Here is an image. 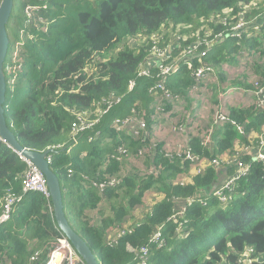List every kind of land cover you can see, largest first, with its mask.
<instances>
[{
    "label": "trees",
    "instance_id": "1",
    "mask_svg": "<svg viewBox=\"0 0 264 264\" xmlns=\"http://www.w3.org/2000/svg\"><path fill=\"white\" fill-rule=\"evenodd\" d=\"M7 29L8 126L54 149L69 222L102 264H264V107L222 96L264 97V66L240 67L264 57V0H15ZM235 161L250 172L225 202ZM27 170L0 139V264H45L63 234Z\"/></svg>",
    "mask_w": 264,
    "mask_h": 264
},
{
    "label": "water",
    "instance_id": "2",
    "mask_svg": "<svg viewBox=\"0 0 264 264\" xmlns=\"http://www.w3.org/2000/svg\"><path fill=\"white\" fill-rule=\"evenodd\" d=\"M15 0H2L0 4V139L14 149L25 161L32 162L44 174L54 206V217L61 232L69 239L77 252L87 264H102L95 252L86 241L83 234L78 232L67 217L66 202L58 175L51 169L49 158L55 152L53 148L36 151L26 148L19 142L16 134L9 128L5 108L7 94V75L5 64L10 49V36L7 25L10 21ZM64 150V148H63ZM226 170V168H222Z\"/></svg>",
    "mask_w": 264,
    "mask_h": 264
},
{
    "label": "built area",
    "instance_id": "3",
    "mask_svg": "<svg viewBox=\"0 0 264 264\" xmlns=\"http://www.w3.org/2000/svg\"><path fill=\"white\" fill-rule=\"evenodd\" d=\"M245 30V24L241 23L240 25H238L236 27V32L238 33H242ZM248 36H252V33L247 32ZM244 59L241 61V66H243L247 60L252 61V55L246 51L243 55ZM170 70H168L167 72H169ZM201 72H204V70L202 69ZM235 72H238L237 74H239V70H235ZM206 75V84L208 86V83H210V80H208L207 78L210 76L208 72H205ZM257 84V83H256ZM134 85V84H133ZM233 88L229 89L228 92L223 93L222 96L225 95H233L235 94L238 97V100H246L249 102H252L253 98L256 97L257 99L260 100V105L262 107H264V97L261 98V92L263 91H250L248 89H244L241 88L239 90H232ZM169 97V95H167ZM222 119L226 118L224 115L220 116ZM131 122V123H130ZM130 123V127H133V130L137 131L138 129V124H136L137 122L135 120H131V119H127V125ZM142 125H144V123H141ZM184 144H187V141L181 138L179 140L178 146L182 147ZM264 140H262L261 142V146L260 148L256 151V157L254 159H258V160H264ZM244 153H246V151H244ZM193 158V156L191 157ZM218 161V160H217ZM215 160V163L217 164V162ZM28 163V170L26 172V178L24 180V191L25 192H29V191H39L42 192L43 194L49 196V191H48V186L46 183V179L44 177V174L41 172V170L35 166L32 162L30 161H26ZM236 163V167H237V174L233 177L230 178L228 181H226L224 184L222 185H218L216 187V193L221 195V200L222 201H227L228 200V195L225 193V191L227 189H232L233 186L232 184L234 183V181L242 176H246L249 172H250V167L244 165L241 161H235ZM206 164V161H201V165L198 168V172L202 171V168H204ZM225 168V167H223ZM232 186V187H231ZM22 197L18 198H9V204L7 205L8 210H10L12 208V205L19 201ZM183 209L180 208L179 211L177 212V214H182ZM8 216L7 215H2L0 217V222L4 219H6ZM121 236V235H119ZM154 240H159V234H155L154 236ZM244 263L245 264H251L253 262V259L249 257V253H246L244 256H242ZM145 263V262H143ZM45 264H87L84 259L81 257V255L77 252V250L74 248V246L72 245V243L69 241V239L62 234L58 239L57 242L54 246V249L51 251L47 262Z\"/></svg>",
    "mask_w": 264,
    "mask_h": 264
},
{
    "label": "rangeland",
    "instance_id": "4",
    "mask_svg": "<svg viewBox=\"0 0 264 264\" xmlns=\"http://www.w3.org/2000/svg\"><path fill=\"white\" fill-rule=\"evenodd\" d=\"M171 32H172V41H176V39L178 38V36L174 33V31H171ZM192 54H195V50H193ZM162 57H163V53H160V52H158V50H156L152 58L160 59V58H162ZM251 60L255 61L256 64H257V63H260V64H262V65L264 66V57H262V54H257V55L255 56V58H254V59L251 58ZM238 63H239V62H238ZM238 63H232V65H235V64H238ZM237 73H238V72H235V75H236V76L239 75V74H237ZM201 122H202V121H201ZM132 129H133V127H132ZM259 132H260V131H259ZM203 133H204V131H203ZM259 136H260V135H259ZM259 136H258V137H259ZM84 147H85V146H84ZM148 199L153 200L154 198H153L151 195H149V198H148ZM71 204H72L71 199H69V201H68V206H67V209H68V210L71 209V208H70ZM146 204H147V203H146ZM149 206H150L149 204H147L145 207H143V205L140 206L139 209L137 210V212L135 213V216L133 217L132 220L138 219L142 214H144L145 211H147V210L150 208ZM145 208H146L147 210H146ZM119 231H121V230H116V231L113 232L111 235L114 236V235H116ZM121 234H122V233H121Z\"/></svg>",
    "mask_w": 264,
    "mask_h": 264
},
{
    "label": "crops",
    "instance_id": "5",
    "mask_svg": "<svg viewBox=\"0 0 264 264\" xmlns=\"http://www.w3.org/2000/svg\"><path fill=\"white\" fill-rule=\"evenodd\" d=\"M234 95H235V94L230 95V96H234ZM255 99H256V97L253 98L252 102H249V101L244 100V98H243V101L246 102V103H253ZM263 149H264V148H263Z\"/></svg>",
    "mask_w": 264,
    "mask_h": 264
}]
</instances>
